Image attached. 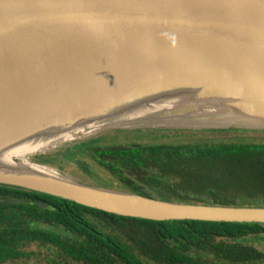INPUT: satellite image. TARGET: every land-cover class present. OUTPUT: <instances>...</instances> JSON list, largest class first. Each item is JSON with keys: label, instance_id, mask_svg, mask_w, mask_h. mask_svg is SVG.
I'll return each instance as SVG.
<instances>
[{"label": "water", "instance_id": "1", "mask_svg": "<svg viewBox=\"0 0 264 264\" xmlns=\"http://www.w3.org/2000/svg\"><path fill=\"white\" fill-rule=\"evenodd\" d=\"M7 21L29 25L34 36L29 39V33L17 32ZM1 51L0 140L24 129L18 123L52 92L76 90L72 81L80 82L83 92L135 82L157 84L169 81L164 68L189 73V81L200 86L196 102L207 113L190 112L195 106L179 113L185 105L181 101L142 118L143 123L118 117L95 130L69 129V138H38L33 149L12 159L32 167L35 183L23 174L25 181L0 179V185L124 217L264 225V207L157 200L87 184L42 160L25 159L79 135L86 139L78 144L110 129L264 131V0H0ZM54 108L49 105L48 114ZM51 127L46 122L31 132L37 138ZM18 142L14 138L12 144ZM16 202L4 198L0 206Z\"/></svg>", "mask_w": 264, "mask_h": 264}, {"label": "trees", "instance_id": "2", "mask_svg": "<svg viewBox=\"0 0 264 264\" xmlns=\"http://www.w3.org/2000/svg\"><path fill=\"white\" fill-rule=\"evenodd\" d=\"M215 133L207 137L218 139ZM105 136L66 158L87 157L100 179L118 182L112 189L168 202L264 207L262 144L197 136L190 144L118 147ZM0 196L17 200L0 206V264H264V225L124 217L2 185Z\"/></svg>", "mask_w": 264, "mask_h": 264}, {"label": "bare ground", "instance_id": "3", "mask_svg": "<svg viewBox=\"0 0 264 264\" xmlns=\"http://www.w3.org/2000/svg\"><path fill=\"white\" fill-rule=\"evenodd\" d=\"M7 24L17 32L24 31L29 33V39L35 34V29L29 25L25 26L12 21H7ZM2 53L4 52H0L2 55V57L0 56V61L4 60L5 57ZM163 70H165L163 73L168 76L169 81L157 84L135 82L102 90L94 87L85 92L78 89L82 85L80 82L72 81L71 83L76 90H73L71 94L68 91L49 94L44 103L24 116L21 122L18 123V128L23 127L24 129L14 134L10 133L11 135L0 140V179L21 182L26 179L22 176L24 174L35 183L38 178L35 176L32 167L25 163H15L12 159L20 153L33 149L35 147L34 143L39 141L38 138L44 140L47 137L53 138L56 135H63L65 136L64 138H69L70 135L67 132L69 129L81 132L85 126H88L95 130L108 126L114 122L113 119L118 117L123 118L124 122L137 121L143 123L142 118L150 119L181 101L185 105L177 110L179 113L186 114L189 111L192 113H207V109L199 107L196 102V95L200 90V86L198 87L197 83L189 81V73L186 70L167 68ZM203 86L206 87L205 85ZM60 94L64 97H59ZM145 102L147 103L144 104ZM49 105L55 108L48 114L47 107ZM190 106H195L196 109H187ZM83 119L88 122L83 121ZM120 121L114 124H118ZM46 122L51 123L52 127L43 136L39 134L40 136L35 138L31 131L39 129ZM46 129L47 127L43 128V130ZM59 132L65 133L55 134ZM26 137H30L31 140L26 141ZM14 138L19 142L12 144ZM44 142L41 141L38 145Z\"/></svg>", "mask_w": 264, "mask_h": 264}, {"label": "rangeland", "instance_id": "4", "mask_svg": "<svg viewBox=\"0 0 264 264\" xmlns=\"http://www.w3.org/2000/svg\"><path fill=\"white\" fill-rule=\"evenodd\" d=\"M240 126V125H239ZM116 131V132H114ZM136 132L143 133V131H146L149 133V136L147 138H134L133 134H127L128 132L132 131H117V130H107L101 133L96 134L94 138H96L98 135L106 134L105 138L103 140L108 144H114L118 147H128L129 145H156V144H169V145H177V144H190L194 143L193 141L197 140L198 137H201V142L206 143H237V144H243V143H254V144H262L264 145V131L263 130H241V129H235L233 130L236 135L231 136L232 129L229 130H223L224 132H227L225 135H221L219 131H216L218 133L212 134L217 135L218 139H212L208 138L210 137V130H160V129H143V130H135ZM95 133V132H94ZM93 133V134H94ZM173 133V134H169ZM175 133V135H174ZM208 136V137H207ZM224 136H227L228 138H224ZM82 135H79L78 138L75 140H72L69 143H62L59 145H56L55 147L51 148L50 151L45 153H39L34 152L30 155L25 156V159L29 162L32 159H40L45 162V160H48L52 163V161L55 160V158L58 160V164H62L63 169L62 172L65 174L73 175L77 178H79L81 181L94 185L95 183H98L96 186L106 187L111 186V188L119 187L118 182L114 179L110 178L107 174L104 175V179H100L99 177H102L99 172L96 171V174L93 172L95 171V167L92 165H89V159L82 158V157H76L75 160H72L71 162L68 161L67 158H63V153L68 154V151L75 149L76 146H78V143L85 140L83 138L80 140ZM93 138V139H94ZM80 140V141H79ZM247 140V141H246ZM246 141V142H245ZM77 150V149H76ZM65 157V156H64ZM28 158V159H27ZM54 159V160H53ZM79 161V162H77ZM47 163V162H46ZM78 163V164H77ZM47 166H50L51 168L56 167L53 166V164H46ZM83 165V166H82ZM113 165V164H112ZM81 168H85L83 171L84 174L88 176L82 177V174L80 172L82 171ZM60 169V168H59ZM91 176V177H90ZM93 177V178H92ZM137 180V179H135ZM105 184V186H103ZM264 242V241H263Z\"/></svg>", "mask_w": 264, "mask_h": 264}, {"label": "flooded vegetation", "instance_id": "5", "mask_svg": "<svg viewBox=\"0 0 264 264\" xmlns=\"http://www.w3.org/2000/svg\"><path fill=\"white\" fill-rule=\"evenodd\" d=\"M95 139V138H94ZM94 139H92V140H94ZM86 143H88V141L86 142ZM63 155L65 156H63V158H66V154L65 153H63ZM54 160V159H53ZM45 162H47V163H49V164H53V166H56L57 168H60V169H63V166H62V164H61V162H60V164H58V160L55 158V160L54 161H52V163L50 162V161H48V160H45ZM80 174H82V177H86V178H88V176L86 175V174H84L83 172H80ZM93 178V177H92ZM1 186V185H0ZM7 199V197H5V196H0V201L2 200V199ZM38 205H42L43 207H45V205H43L42 203H39Z\"/></svg>", "mask_w": 264, "mask_h": 264}]
</instances>
